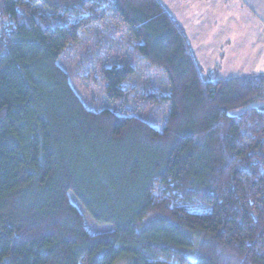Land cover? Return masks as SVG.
I'll return each instance as SVG.
<instances>
[{
  "label": "trees",
  "instance_id": "trees-1",
  "mask_svg": "<svg viewBox=\"0 0 264 264\" xmlns=\"http://www.w3.org/2000/svg\"><path fill=\"white\" fill-rule=\"evenodd\" d=\"M88 43L100 111L61 64ZM203 61L161 0H0V264H264V74Z\"/></svg>",
  "mask_w": 264,
  "mask_h": 264
},
{
  "label": "rangeland",
  "instance_id": "rangeland-1",
  "mask_svg": "<svg viewBox=\"0 0 264 264\" xmlns=\"http://www.w3.org/2000/svg\"><path fill=\"white\" fill-rule=\"evenodd\" d=\"M240 17H243V22L251 29L252 34L250 37H243L241 44L238 43L241 40L240 38L235 39V43L224 44L220 47L218 45H212L209 46L212 47V50L206 48L210 52L200 53L204 57L203 62L207 73L212 79H233L245 75L264 74V45L261 42V38L264 40V31L259 22L245 9L240 10ZM193 30L197 31V26H193ZM121 34L117 37L119 42H121ZM238 36H234V38ZM223 42L226 43V41ZM194 47L196 49L195 45ZM121 50L122 59L120 61L129 62L136 68L137 74L132 82V87L136 89L135 91L138 96L144 94L143 92L151 91L150 93H152L160 91L167 93L169 91L167 78L162 73L152 70L146 64L142 63L138 55L128 51L125 45ZM95 53L96 50L91 48L88 43L84 48H76L68 53L65 59L61 61V64L71 74L73 86L84 100L86 106L91 110L100 111L111 106L105 95V85L99 73L101 67L108 65V63L103 61L100 64H96V59H94ZM243 112L244 110H238L233 112L232 115H240ZM70 198L71 202L85 217L87 227L91 233H104L113 230L112 226H98L89 217L75 196L71 194ZM116 264L133 263L131 260H120Z\"/></svg>",
  "mask_w": 264,
  "mask_h": 264
},
{
  "label": "crops",
  "instance_id": "crops-1",
  "mask_svg": "<svg viewBox=\"0 0 264 264\" xmlns=\"http://www.w3.org/2000/svg\"><path fill=\"white\" fill-rule=\"evenodd\" d=\"M161 1L185 26L192 39V44L196 46L195 50L202 60H204V57L200 53L212 50V47L209 46L218 45L220 47L224 44L235 43V39L240 38L241 40L238 43L241 44L243 37L251 36V29L243 22V17H240V10L245 9L259 22L264 31V0ZM193 26H197V31L193 30ZM234 36L238 37L234 38ZM223 41H226V43ZM221 42H223L222 45H220ZM261 42L264 45L262 38Z\"/></svg>",
  "mask_w": 264,
  "mask_h": 264
}]
</instances>
